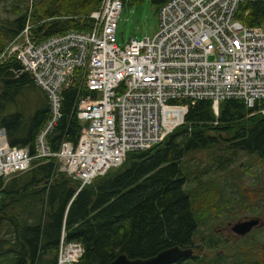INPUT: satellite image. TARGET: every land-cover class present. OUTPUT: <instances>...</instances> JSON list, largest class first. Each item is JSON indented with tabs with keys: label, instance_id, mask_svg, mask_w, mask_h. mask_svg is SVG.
I'll return each mask as SVG.
<instances>
[{
	"label": "trees",
	"instance_id": "obj_1",
	"mask_svg": "<svg viewBox=\"0 0 264 264\" xmlns=\"http://www.w3.org/2000/svg\"><path fill=\"white\" fill-rule=\"evenodd\" d=\"M17 1L22 4L13 9L16 17L10 27H0V51L25 25L24 0ZM100 1L32 0L31 40L39 42L69 30L90 31L88 15ZM166 1L150 3L157 11ZM120 2L123 6L125 0ZM235 19L246 27L259 25L264 2L240 5ZM19 70L13 58L0 65V130L8 147L26 148L33 156L48 106L30 76ZM77 85L74 81L61 91V116L47 136L53 153L61 141L75 145L79 135L74 105L89 93ZM22 92L32 95L35 106L27 118L19 111L7 112L17 106L15 97ZM185 105L182 124L160 143L127 153L119 167L78 191L77 182L57 170L55 158L34 159L27 171L0 179V264H55L61 230L66 241L82 247L76 264H108L119 254L144 259L168 247H189L197 227L198 198L186 188L194 179L181 161L198 151L224 149L264 160V115L234 99L218 102L216 114L208 100ZM234 254L225 264H264V241L239 246ZM196 258L191 254L173 264H203V258Z\"/></svg>",
	"mask_w": 264,
	"mask_h": 264
},
{
	"label": "built area",
	"instance_id": "obj_2",
	"mask_svg": "<svg viewBox=\"0 0 264 264\" xmlns=\"http://www.w3.org/2000/svg\"><path fill=\"white\" fill-rule=\"evenodd\" d=\"M256 2L264 0H168L157 10L156 33L122 46L115 38L120 0H101L88 15V32L34 42L24 26L0 53V65L13 57L44 95L48 116L33 156L0 143V179L27 171L34 159L55 158L78 191L127 153L160 143L182 124L185 104L208 100L214 112L234 99L264 115V20L246 27L235 19L240 5ZM75 79L89 93L74 105L81 129L75 145L61 141L53 153L47 136L61 116V91ZM81 255L61 230L55 264H76Z\"/></svg>",
	"mask_w": 264,
	"mask_h": 264
},
{
	"label": "rangeland",
	"instance_id": "obj_3",
	"mask_svg": "<svg viewBox=\"0 0 264 264\" xmlns=\"http://www.w3.org/2000/svg\"><path fill=\"white\" fill-rule=\"evenodd\" d=\"M31 2L32 0H24V26L33 25L30 20ZM21 4L17 0L0 3V27H10L16 17L13 9L19 8ZM155 7L150 0H125L115 30L116 43L122 46L129 38L140 40L152 37L157 31ZM27 36L32 39L29 32ZM74 81L83 90L80 80ZM15 103L17 106L9 108L7 112L19 111L24 118L29 117L35 108L32 95L27 92L19 93L15 97ZM17 107L21 109L18 110ZM2 138L5 142L3 133ZM58 166L57 170L60 172L59 163ZM181 166L190 170V177L194 181L189 182L186 188L198 198L194 207L199 210L197 227L189 246L192 256L197 257L196 259L203 258V264H225L237 256L234 254L237 247L264 241V229L241 238L236 235L232 237L231 230L226 226L243 218L264 219V160L239 151L232 153L228 149L210 150L187 155L181 161ZM239 255L247 258L251 254Z\"/></svg>",
	"mask_w": 264,
	"mask_h": 264
},
{
	"label": "water",
	"instance_id": "obj_4",
	"mask_svg": "<svg viewBox=\"0 0 264 264\" xmlns=\"http://www.w3.org/2000/svg\"><path fill=\"white\" fill-rule=\"evenodd\" d=\"M214 113L216 114V111H214ZM0 132L2 135L3 132L1 130ZM230 226V230L233 234H235L237 237H243L252 228L255 229L264 227V220L255 217L244 221H236ZM191 254L192 249L190 247L180 248L179 246H172L144 259H129L123 254H119L108 264H173L180 259L190 257Z\"/></svg>",
	"mask_w": 264,
	"mask_h": 264
},
{
	"label": "flooded vegetation",
	"instance_id": "obj_5",
	"mask_svg": "<svg viewBox=\"0 0 264 264\" xmlns=\"http://www.w3.org/2000/svg\"><path fill=\"white\" fill-rule=\"evenodd\" d=\"M250 218H255V217H249V218H243V219H240V220H238V221H244V220H248V219H250ZM260 219V218H259ZM262 220H264V219H262ZM237 221V220H236ZM231 224H226V226L228 227V229H230L231 228V226H230ZM262 228H252L246 235H248V234H250L251 232H253V231H256V230H261ZM231 235H232V237H234L235 236V234H233V233H231ZM245 235V236H246ZM245 236H243V237H245ZM237 237V236H236ZM243 237H241V238H243Z\"/></svg>",
	"mask_w": 264,
	"mask_h": 264
},
{
	"label": "bare ground",
	"instance_id": "obj_6",
	"mask_svg": "<svg viewBox=\"0 0 264 264\" xmlns=\"http://www.w3.org/2000/svg\"><path fill=\"white\" fill-rule=\"evenodd\" d=\"M2 142H3V138H2V135L0 133V143H2Z\"/></svg>",
	"mask_w": 264,
	"mask_h": 264
}]
</instances>
